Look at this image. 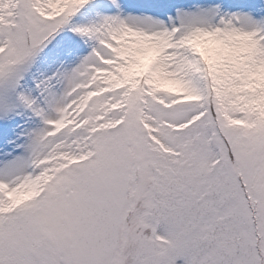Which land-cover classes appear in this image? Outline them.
<instances>
[{"label":"snow or ice","instance_id":"snow-or-ice-1","mask_svg":"<svg viewBox=\"0 0 264 264\" xmlns=\"http://www.w3.org/2000/svg\"><path fill=\"white\" fill-rule=\"evenodd\" d=\"M0 264H264V0H0Z\"/></svg>","mask_w":264,"mask_h":264}]
</instances>
